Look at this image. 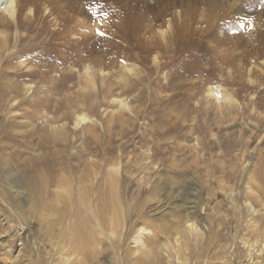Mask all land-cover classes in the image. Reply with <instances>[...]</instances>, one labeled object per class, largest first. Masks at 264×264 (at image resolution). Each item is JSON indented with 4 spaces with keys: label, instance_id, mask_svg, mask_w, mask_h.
<instances>
[{
    "label": "rangeland",
    "instance_id": "1",
    "mask_svg": "<svg viewBox=\"0 0 264 264\" xmlns=\"http://www.w3.org/2000/svg\"><path fill=\"white\" fill-rule=\"evenodd\" d=\"M19 7L7 47L0 36V90L23 100L8 126L15 135L0 132V264H63L58 217L43 222L40 201L4 191L47 164L75 182L96 166L101 179L120 166L132 225L144 218L145 237L156 231L158 258L132 253L108 232L85 264H178L161 249L188 217L205 230L186 251L187 264H249L239 258L247 234L239 217L248 196H259L251 182L264 160V0H20ZM88 64L96 65L95 85L87 84ZM212 90L234 101L221 103ZM83 115L90 119L77 126ZM4 123L0 117V130ZM229 186L238 188L235 205L223 191Z\"/></svg>",
    "mask_w": 264,
    "mask_h": 264
},
{
    "label": "bare ground",
    "instance_id": "2",
    "mask_svg": "<svg viewBox=\"0 0 264 264\" xmlns=\"http://www.w3.org/2000/svg\"><path fill=\"white\" fill-rule=\"evenodd\" d=\"M19 6L20 0H0V15L6 18L0 20V29H2L0 31V36L4 39L6 47L9 44L7 31L18 23L20 13ZM26 10H28V15L34 13V10L31 8H27ZM95 66L96 65L93 66L92 64H88L84 67V73L87 76V84L89 85L94 83L97 84L95 78L96 76L98 78L99 74H96L97 70L94 69ZM101 74L103 73L101 72ZM32 89L33 86L28 85L24 91L29 93ZM5 90H7V88ZM212 94L216 99L219 101L221 100V103H230L234 101V98L231 96L218 94V91L215 90H212ZM20 97L21 95L19 92H17L15 96H10L8 91L3 93L2 90H0V117L5 121V123L2 124L0 132L3 133L5 129L9 135H15L14 132L9 130L11 128L8 126L10 122L16 123L14 120L17 116V110H19V107L23 103ZM32 102L33 101H27V104ZM39 106L40 105L36 107ZM89 119L84 115L79 116L76 125L79 126L86 123ZM14 125L15 124L12 126ZM52 130L54 131L52 132ZM86 130L90 133L96 131L95 127H88ZM46 131L48 132H46L45 138L48 140L46 142L47 144H51L54 140L53 134L56 130L54 126H51ZM59 133L62 134L63 130L60 129ZM45 140H43V142ZM38 156V161L43 162L44 160L42 159L44 158H40V155ZM263 161L264 160H262V163ZM262 163L256 166L257 172L253 171V174L257 175V181L251 182L254 183L252 185V191L256 190L259 196L257 198L251 195L248 196L252 201L247 203V214L245 217H239V224L245 223L244 226L247 232V234H244L240 238L243 247L239 250L241 254L239 258L243 257L245 260L248 259L249 264H264V231H262V227L264 226V163ZM55 168L56 166L47 164L45 166V173L43 168L42 172H38L37 175L32 177L15 178L12 180L11 185L4 187V191H7L10 187L13 193H8L12 199L22 200V198L27 197L26 200H28L31 197L35 202L40 201L38 217L42 219L41 221L43 222L48 220L49 217L50 219L58 217L59 225L61 226L59 236L62 238V243L64 244L61 249L63 250V258L60 257L63 260V264H85L83 261L85 254L95 249L97 250V248L99 250V244L103 242L102 240L104 238H108V232L110 235H117L119 237V245L130 244L129 246H132L130 248L134 250L132 253L141 251L146 259H151L155 255L156 258H158L156 250L158 247V238L155 236L156 231L152 237H145L148 234L145 225L151 224L143 218L142 222L139 221V223H142L141 226H143H138V228L135 225L134 227L132 225V223H134L132 222L134 216L130 213H126V200L123 202V195L121 192L123 184L119 179V176H121L119 170L120 166L117 167L115 164L111 165L108 171L106 170L107 176H105L104 179L100 178L102 171L96 166L93 168L95 169L94 171L92 168L86 170L84 176H80L77 182L70 180V178L66 176L65 172H68V170H61L60 174L62 175H60L58 172L55 173ZM58 170L60 169L58 168ZM237 189L238 188L235 186H229L227 191L223 189L233 205H235L234 201L238 198L236 195ZM192 203H194V205H192L191 209H196L197 202L193 200ZM37 205L38 203H36V206ZM33 206H35V204ZM186 209L190 214L193 213L189 207ZM189 218L190 217L184 222L183 227L178 228L173 235L166 234V241L162 246L161 255L165 256L167 261L175 258L178 264H187L188 257L186 256V251L190 244L203 239L205 228ZM260 222L261 225L259 226ZM56 224H58V222ZM151 244L153 246L150 249L149 246Z\"/></svg>",
    "mask_w": 264,
    "mask_h": 264
}]
</instances>
